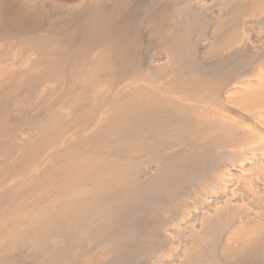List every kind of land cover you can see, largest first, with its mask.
Here are the masks:
<instances>
[{
    "label": "bare ground",
    "instance_id": "6f19581e",
    "mask_svg": "<svg viewBox=\"0 0 264 264\" xmlns=\"http://www.w3.org/2000/svg\"><path fill=\"white\" fill-rule=\"evenodd\" d=\"M0 264H264V0H0Z\"/></svg>",
    "mask_w": 264,
    "mask_h": 264
}]
</instances>
